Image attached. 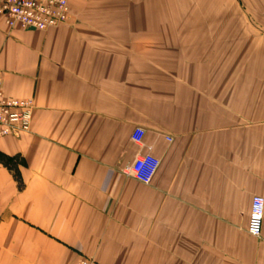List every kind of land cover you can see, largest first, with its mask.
<instances>
[{
	"label": "crops",
	"instance_id": "crops-1",
	"mask_svg": "<svg viewBox=\"0 0 264 264\" xmlns=\"http://www.w3.org/2000/svg\"><path fill=\"white\" fill-rule=\"evenodd\" d=\"M167 1L70 0L73 23L46 32L0 18L2 89L32 104L28 134L0 139V264H138L134 244L140 264H264V219L247 233L264 199L259 55L224 92L223 30L159 25ZM143 153L160 162L149 185L125 175Z\"/></svg>",
	"mask_w": 264,
	"mask_h": 264
},
{
	"label": "rangeland",
	"instance_id": "rangeland-1",
	"mask_svg": "<svg viewBox=\"0 0 264 264\" xmlns=\"http://www.w3.org/2000/svg\"><path fill=\"white\" fill-rule=\"evenodd\" d=\"M159 8L164 10V15H173L170 19H168L169 17L167 16L164 18L162 17V19L159 18V22H161L159 25H174L182 28H219L223 30L224 92L235 93L238 89H240V87L241 89H243L244 86L247 88V83H243L242 78L244 73L245 78L247 72H249V74L252 73L253 66L251 61H247V54L251 57L253 52H257L259 55L257 60L259 61L256 66L258 68L261 67L259 74H264V62L262 61L264 59V0H179L178 2L175 0L173 3L167 1L163 4L160 2ZM254 44L255 47L253 46ZM240 50L242 52L245 50L246 53L244 72L243 64L238 62V53ZM249 60H251V58ZM239 81H241V83H239ZM0 84L2 88L1 79ZM10 99L27 100L12 97H10ZM225 100L226 99H224V101ZM233 100L235 101V99ZM29 129L27 132L22 133L17 137L12 136L11 138L21 139L28 134ZM3 161L10 166H13L14 164L13 161H6V159L2 160V157L0 156V162L3 163ZM166 252V254L169 255L170 251ZM132 253L135 255V259L133 260L134 263L140 264V262H144V260L140 258L137 259L140 255V244H134V251H132ZM89 259H93L98 264H101L95 258ZM153 262L155 264H173V260L171 258H160L153 260ZM206 262L209 264L210 260H204L202 254L198 253V259L195 264H206ZM211 264L219 263L218 260L216 261L213 259Z\"/></svg>",
	"mask_w": 264,
	"mask_h": 264
},
{
	"label": "built area",
	"instance_id": "built-area-1",
	"mask_svg": "<svg viewBox=\"0 0 264 264\" xmlns=\"http://www.w3.org/2000/svg\"><path fill=\"white\" fill-rule=\"evenodd\" d=\"M0 16L10 28L46 32L72 24L70 0H0ZM31 103L4 96L0 84V138L17 137L29 129ZM144 131L136 128L131 135L133 144L142 145ZM159 160L151 153L137 154L125 169V175L140 184L149 185L159 167ZM264 215V199L251 200L248 234L259 238ZM73 264H98L93 259L82 258Z\"/></svg>",
	"mask_w": 264,
	"mask_h": 264
},
{
	"label": "bare ground",
	"instance_id": "bare-ground-1",
	"mask_svg": "<svg viewBox=\"0 0 264 264\" xmlns=\"http://www.w3.org/2000/svg\"><path fill=\"white\" fill-rule=\"evenodd\" d=\"M6 26V25H5ZM7 27V26H6ZM8 28V27H7ZM10 29V28H9ZM19 29V28H18ZM20 30H22V29H20ZM25 31V30H24ZM2 89V88H1ZM3 92V94H4V91H2ZM4 96H5V94H4ZM5 97H7V96H5ZM8 98V97H7ZM29 101V100H28ZM31 103V102H30ZM31 110H32V104H31V109H30V120H31ZM29 124H30V121H29ZM132 135V134H131ZM6 137H12V136H6ZM2 138H4V137H2ZM1 139V138H0Z\"/></svg>",
	"mask_w": 264,
	"mask_h": 264
}]
</instances>
